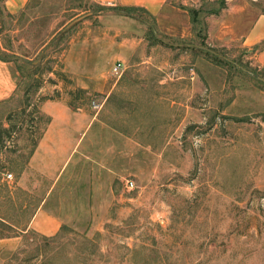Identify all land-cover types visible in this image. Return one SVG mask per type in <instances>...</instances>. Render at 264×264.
<instances>
[{
    "label": "rangeland",
    "instance_id": "374dc122",
    "mask_svg": "<svg viewBox=\"0 0 264 264\" xmlns=\"http://www.w3.org/2000/svg\"><path fill=\"white\" fill-rule=\"evenodd\" d=\"M9 1L0 0V60L17 88L0 117L32 82L19 57L39 64L47 88H29L38 111L7 142L16 151L0 174V215L16 228H2L11 236L0 238V264H43L44 252L55 264H264V66L258 46L243 44L264 0H168L158 16L100 0ZM54 84L120 131L123 169L100 214L45 235L22 229L40 191L23 190L17 168L46 126L37 99Z\"/></svg>",
    "mask_w": 264,
    "mask_h": 264
},
{
    "label": "crops",
    "instance_id": "0c3cea01",
    "mask_svg": "<svg viewBox=\"0 0 264 264\" xmlns=\"http://www.w3.org/2000/svg\"><path fill=\"white\" fill-rule=\"evenodd\" d=\"M100 1L140 6L153 16H158L168 4V0ZM9 2L16 8L26 0ZM243 44L258 46L252 56L258 65L264 66V14L256 18ZM16 84L8 63L0 60V101L14 96ZM40 88L45 91L47 87ZM42 96L45 98L40 99V114L48 121L26 165L17 172V184L23 190L37 186L40 191L38 203L22 229L51 235L75 218L100 214L114 175L119 166L123 169V164H118L119 151L120 156L123 151L119 145L120 131L97 119V112L73 106V101L64 98L56 84Z\"/></svg>",
    "mask_w": 264,
    "mask_h": 264
},
{
    "label": "trees",
    "instance_id": "16d2710c",
    "mask_svg": "<svg viewBox=\"0 0 264 264\" xmlns=\"http://www.w3.org/2000/svg\"><path fill=\"white\" fill-rule=\"evenodd\" d=\"M104 8L114 10L115 13L132 15V16L134 14L138 13L139 11L148 12L143 7L132 6V5H115L113 7H104ZM201 46H203V45H201ZM201 50L205 54H208L210 57L215 59L216 61L224 62V63L228 64L227 61L223 60L225 58H222L218 55L212 54L206 50H203V49H201ZM21 64L23 66L31 68V70L29 71L30 72L29 76L32 77V78H30L32 82L30 83V85H28L24 88L21 100L19 102V105L16 106L15 108H9L3 114L4 116L1 115V117H0V174L3 172L4 169H6V163L8 161L7 154L13 153L16 151L15 148H10L9 145L7 144V142H9L10 139L15 137L17 123H19V121L25 120L26 117H29L30 115H32V113H34V111L35 112L38 111L37 102L36 103L31 102L28 99V94H29L28 90L33 85V86H35L33 92L36 93L41 86L40 75H38V76L35 75L38 72L39 64L33 65V64L26 62V61H23V63H21ZM26 75H28V74H26ZM60 75H62V74H60ZM12 98L13 97H10L8 99H4V100L0 101V103H5V102L11 100ZM43 98H45V97L40 96V98L37 99V101H40V99H43ZM30 106H32L31 109H29ZM46 121H48L47 117H46ZM30 136H32V135H30ZM38 137H40V135ZM37 140H38L37 136L35 137V139H32V138L30 139L31 144H32V149L36 145ZM32 149H31V151H32ZM21 169H22V166H19L17 168V172H20ZM0 228H1L0 229V238H4V237H9L11 235H9L8 233H5L2 230L4 228L14 229L15 227L13 226L11 221H9L4 215H0ZM44 238L45 239H49V238L52 239L50 236H44ZM58 252H60V251H58ZM54 253H48L47 254V252H44L43 253V257H44L43 264H52L55 261H57L58 256L55 257Z\"/></svg>",
    "mask_w": 264,
    "mask_h": 264
},
{
    "label": "water",
    "instance_id": "95a60500",
    "mask_svg": "<svg viewBox=\"0 0 264 264\" xmlns=\"http://www.w3.org/2000/svg\"><path fill=\"white\" fill-rule=\"evenodd\" d=\"M79 19V18H78ZM78 19H75L74 21H72L71 23H69L63 30H62V32H64L71 24H73L74 22H76ZM197 47H199V48H201V49H203V50H206V51H208V52H210V53H212V54H215V55H218V56H220V57H222V58H225V59H227L226 57H224V56H222V55H220L217 51H215V50H213V49H211V48H209V47H206V46H201V45H198ZM18 59H21V60H23V61H26V62H29V63H34L33 61H28V60H26V59H24V58H18ZM227 60H229V59H227ZM250 74H252V72H250V71H248ZM257 77V79H259L261 82H263L264 83V78L263 77H260V76H256Z\"/></svg>",
    "mask_w": 264,
    "mask_h": 264
},
{
    "label": "built area",
    "instance_id": "2783aa9c",
    "mask_svg": "<svg viewBox=\"0 0 264 264\" xmlns=\"http://www.w3.org/2000/svg\"><path fill=\"white\" fill-rule=\"evenodd\" d=\"M122 66H123V63L120 62V61H117L114 63V65L112 66V72L115 74H121L122 72ZM8 176H11V174H8ZM129 185H132L133 182L132 181H127Z\"/></svg>",
    "mask_w": 264,
    "mask_h": 264
}]
</instances>
